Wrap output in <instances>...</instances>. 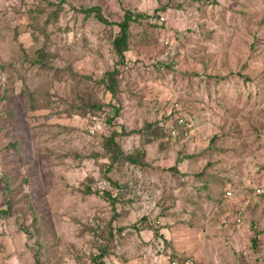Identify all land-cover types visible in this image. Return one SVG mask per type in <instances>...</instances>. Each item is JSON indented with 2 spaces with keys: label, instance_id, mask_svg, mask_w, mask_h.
Masks as SVG:
<instances>
[{
  "label": "rangeland",
  "instance_id": "1",
  "mask_svg": "<svg viewBox=\"0 0 264 264\" xmlns=\"http://www.w3.org/2000/svg\"><path fill=\"white\" fill-rule=\"evenodd\" d=\"M0 178V264H264V0H0Z\"/></svg>",
  "mask_w": 264,
  "mask_h": 264
},
{
  "label": "trees",
  "instance_id": "2",
  "mask_svg": "<svg viewBox=\"0 0 264 264\" xmlns=\"http://www.w3.org/2000/svg\"><path fill=\"white\" fill-rule=\"evenodd\" d=\"M92 11L96 12V16L98 19H100L103 22H108L105 19V17L102 15L100 8L96 7L94 9H92ZM88 13H89V11H88ZM142 18H143V15L128 12V13H126L124 20L119 23L120 33H119V36L115 40V49H116V52L118 53L122 62L125 61V58H126L125 52L128 50L131 25L134 23H138V21ZM118 74H119V71L115 70L112 73H108V76L110 77V80H115V77ZM114 84L115 83H113L112 87H110L111 93L115 92V89L113 87ZM97 109H100V107H97ZM160 127H161V130L164 131L165 134L168 136L164 127L162 125H160ZM104 147L106 150V154L109 156V160L111 162L110 169L112 167H114L116 164H118L119 162H123V161H126V162L128 161L129 163H131L133 165H140L141 164L139 153L136 155L125 154L124 152L121 151L120 147L117 145V143L115 142V139L113 137L105 139ZM4 179L5 178H0V184L6 183L7 180L6 179L4 180ZM4 190H5V192L9 190L7 185L4 186ZM106 197L110 199L109 194H106ZM112 206L115 207L114 201H112Z\"/></svg>",
  "mask_w": 264,
  "mask_h": 264
},
{
  "label": "built area",
  "instance_id": "3",
  "mask_svg": "<svg viewBox=\"0 0 264 264\" xmlns=\"http://www.w3.org/2000/svg\"><path fill=\"white\" fill-rule=\"evenodd\" d=\"M179 109V105L176 103H169V107L165 113V115L169 118V120L162 126L164 127L166 133L173 140L177 139H188L191 135H193L194 125L192 121L189 119L180 116V114L176 115L172 118L173 113ZM170 119L172 121H170ZM239 221H242V217H238ZM176 264H206L205 262L198 260L194 257H186L179 261Z\"/></svg>",
  "mask_w": 264,
  "mask_h": 264
}]
</instances>
